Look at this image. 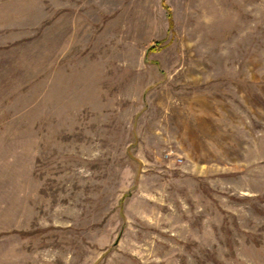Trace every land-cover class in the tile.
<instances>
[{"label": "rangeland", "instance_id": "obj_1", "mask_svg": "<svg viewBox=\"0 0 264 264\" xmlns=\"http://www.w3.org/2000/svg\"><path fill=\"white\" fill-rule=\"evenodd\" d=\"M0 264H264V0H0Z\"/></svg>", "mask_w": 264, "mask_h": 264}, {"label": "trees", "instance_id": "obj_2", "mask_svg": "<svg viewBox=\"0 0 264 264\" xmlns=\"http://www.w3.org/2000/svg\"><path fill=\"white\" fill-rule=\"evenodd\" d=\"M172 25H173V22H172V20H171V18H170V26L172 27Z\"/></svg>", "mask_w": 264, "mask_h": 264}]
</instances>
